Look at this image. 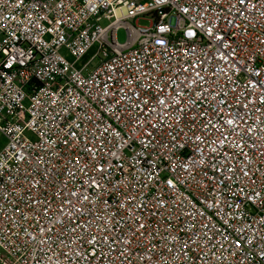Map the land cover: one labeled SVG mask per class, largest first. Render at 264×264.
Listing matches in <instances>:
<instances>
[{
	"label": "built area",
	"instance_id": "2783aa9c",
	"mask_svg": "<svg viewBox=\"0 0 264 264\" xmlns=\"http://www.w3.org/2000/svg\"><path fill=\"white\" fill-rule=\"evenodd\" d=\"M0 135V264H264V0H0Z\"/></svg>",
	"mask_w": 264,
	"mask_h": 264
},
{
	"label": "rangeland",
	"instance_id": "374dc122",
	"mask_svg": "<svg viewBox=\"0 0 264 264\" xmlns=\"http://www.w3.org/2000/svg\"><path fill=\"white\" fill-rule=\"evenodd\" d=\"M129 24H133V21H128ZM101 24L103 26L107 25L108 24V21L106 20H102ZM138 25L139 26H146L147 25V22L146 21H139L138 22ZM115 37H116V40L118 43H124L126 41V30L124 28H120L116 34H115ZM95 47L91 48L86 54L85 56L83 57H80L79 58V61L77 62L76 64V68H80L83 64H85L89 59L90 57L92 56V54L95 52ZM68 59H70V57H67ZM96 62L94 61L92 63V65H95ZM5 144V140L4 138L0 135V148Z\"/></svg>",
	"mask_w": 264,
	"mask_h": 264
}]
</instances>
